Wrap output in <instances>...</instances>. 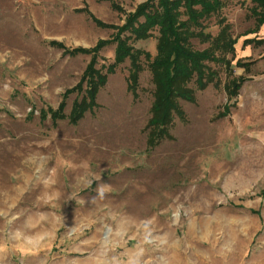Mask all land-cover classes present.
Masks as SVG:
<instances>
[{"label": "rangeland", "instance_id": "1", "mask_svg": "<svg viewBox=\"0 0 264 264\" xmlns=\"http://www.w3.org/2000/svg\"><path fill=\"white\" fill-rule=\"evenodd\" d=\"M147 1L0 0V264H264V25L252 0H225L203 22L213 38L222 19L231 27L233 50L217 53L231 70L204 63L217 76L190 85L197 100L180 101L172 140L148 145L145 61L137 94L126 58L97 107L70 122L93 56L75 49L103 42L96 69L107 73L131 37L119 29ZM149 33L127 44L155 57ZM232 79L245 83L221 117ZM62 103L65 119L44 118Z\"/></svg>", "mask_w": 264, "mask_h": 264}, {"label": "trees", "instance_id": "2", "mask_svg": "<svg viewBox=\"0 0 264 264\" xmlns=\"http://www.w3.org/2000/svg\"><path fill=\"white\" fill-rule=\"evenodd\" d=\"M225 0H148L139 6L137 12L130 15L125 26L119 29L121 34L130 31L128 39H118L116 60L102 73L96 69L98 57L103 42L99 43L92 51L75 49L74 52L93 54L91 63L86 71L83 84L85 95L81 102L77 103L70 116V122L78 124L87 112H92L97 107V99L101 89L106 86L108 76L116 66L123 63L126 58L130 60L129 88L133 94L139 91L140 79L145 70L143 61L148 63L154 85L151 118L148 121V145L156 147L162 141L172 140L171 127L176 117L185 120L186 114L180 105V101L195 103L196 91L190 87L194 84L197 89L205 90L213 83L217 74L204 63H223L231 70V62L226 58L217 56V53L233 50L234 40L230 35L229 25L225 20L220 21L221 30L213 38L203 31V22L221 12ZM255 7L252 15L257 20L258 27L264 25V0H252ZM144 18L141 23L140 18ZM186 17L185 20H182ZM138 26V27H135ZM153 28L159 31L157 42V54L152 57L146 51L135 50L128 40H143L151 37L149 33ZM201 31H197V29ZM191 39H200L209 43L205 50L198 51L192 48ZM238 65L240 63H237ZM232 72V71H231ZM244 79H232L226 85L228 96L227 104L221 117H227L232 109L237 107V99L240 95ZM44 118L48 114L54 121L65 119L64 105H60L57 111L50 109L42 111Z\"/></svg>", "mask_w": 264, "mask_h": 264}]
</instances>
